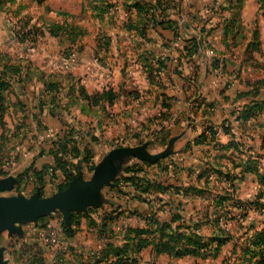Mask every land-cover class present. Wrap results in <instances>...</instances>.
I'll return each mask as SVG.
<instances>
[{
  "label": "crops",
  "instance_id": "1",
  "mask_svg": "<svg viewBox=\"0 0 264 264\" xmlns=\"http://www.w3.org/2000/svg\"><path fill=\"white\" fill-rule=\"evenodd\" d=\"M122 1L125 18L118 28L132 42L124 48L103 32L105 39L96 46L104 49L102 64L89 46L77 44L79 37L67 44L80 45L78 52L71 48L66 57L44 53V63L27 58L26 43L10 44L9 34L0 40V72L6 66L16 69L6 77L2 93L0 178H17L14 190L21 186L26 196L39 189L51 197L67 188L64 173L52 168L46 134L56 138L70 130L88 131V126L96 130L89 129L91 140L82 133L80 147L90 146L93 157L87 162L83 150L78 157L69 156L73 179L89 182L97 164L117 147L137 149L157 161L146 165L129 154L115 156L96 204L74 212V223H66L75 230L72 239L62 222L43 227L26 222L17 224L19 232H2L6 264H52L55 258L60 264H93L108 244L125 242L128 227L206 222L207 212H223L228 203L264 206V0ZM98 17L103 20L105 13ZM41 32L37 44L56 39L50 31ZM210 48L217 52L219 71H213L206 53ZM31 56L37 57L35 52ZM107 92L113 93L112 101L99 98ZM250 106L255 115L244 121L242 111ZM226 121L231 122L229 131L222 126ZM207 127H213V136ZM203 132L206 138L200 141ZM109 138L126 141L109 148ZM29 168L46 171L42 190L33 177L20 183L19 176ZM133 175L168 189L146 191L142 181L138 186L128 179ZM250 179L261 189L254 196L260 200L241 197V186ZM222 196L227 200L217 205ZM174 214L180 217L174 220ZM103 220L111 222L114 235L101 232ZM44 227L55 232L54 244L44 240ZM37 249L42 250L40 262L34 261Z\"/></svg>",
  "mask_w": 264,
  "mask_h": 264
},
{
  "label": "rangeland",
  "instance_id": "2",
  "mask_svg": "<svg viewBox=\"0 0 264 264\" xmlns=\"http://www.w3.org/2000/svg\"><path fill=\"white\" fill-rule=\"evenodd\" d=\"M122 2V0H0V40L3 42L9 34L10 44L15 41L24 46L23 44L26 43L25 51L29 54L27 58L36 61L40 59L41 61L38 62L42 63H44V53L51 54V56H58L62 53V56L66 57L71 48L78 52L80 45L77 47L76 45L83 42L89 46L94 59L102 64L104 49L96 48V46L99 40L104 41L105 38L101 37L103 32L110 34L114 43L122 42L121 46L124 48L132 42L128 36L123 34V30L118 28L119 21L125 18ZM100 11L105 13L103 20L98 17L97 12ZM56 27L60 28L59 32L62 37L43 38L39 44H37L39 37L33 43L29 39L22 41L18 35V33L29 32V30L35 33L37 29L49 32ZM77 28L83 30V33L78 35L80 40L74 47H67L71 37L65 32L76 30L79 33ZM57 38L62 41V44ZM33 52L37 57L31 56ZM215 57H217L216 51ZM88 128L93 131L95 129L93 126H88ZM89 129L81 133L87 134L86 136L91 140L92 134ZM105 135L102 133L101 136L106 139ZM125 141L124 138H109L107 146L110 148L124 145ZM256 190L259 193L261 189H257L255 182L251 179L247 180L241 186V197L248 201L260 200L259 196L254 197L257 196ZM23 192L24 190L18 188L3 192L2 195L18 197L24 195ZM262 207L248 205L244 209L240 207L237 211L234 209L237 206L228 203L224 206L223 212L213 210L211 216L210 211L207 212L206 222H168L172 228L167 229L165 234H160L159 231L157 242L159 240V246L162 242L176 245L177 249L175 248L172 252L161 247L162 250L158 249L156 253L154 246H150L143 250L142 260L138 264H264V211ZM191 208L192 205H190ZM188 212L195 213L194 210ZM62 216L63 213L60 210H55L39 218L38 221L27 222H38L42 227L51 222L55 226H60V222L64 220ZM178 226L180 229L177 228ZM175 228L179 230L176 231ZM176 234L181 235L176 236ZM171 235H175V238H171Z\"/></svg>",
  "mask_w": 264,
  "mask_h": 264
},
{
  "label": "trees",
  "instance_id": "3",
  "mask_svg": "<svg viewBox=\"0 0 264 264\" xmlns=\"http://www.w3.org/2000/svg\"><path fill=\"white\" fill-rule=\"evenodd\" d=\"M103 1V0H102ZM109 2V1H108ZM110 4V3H109ZM158 6L160 5V1L157 2ZM101 12V13H100ZM97 12L99 16H101L104 11ZM60 28H53L50 30V33L53 36H61V32H59ZM77 31H80L79 33L76 32V30H71L69 32H65V34L70 35L71 38L73 37H78L79 34L83 33V30L81 31L80 28H77ZM23 32V31H21ZM42 32L37 29L35 33L31 32H23V33H18L20 35V39L22 41L26 40H31L33 43L36 42L37 38L39 35H41ZM212 67L213 70L218 69L220 67V61L217 57H214L212 59ZM13 71H16L14 67H9L6 66L5 70L0 72V119L3 116V104H2V93L5 89H7L8 86V81L6 77ZM102 97H108L110 101L114 99V95L112 92H107L105 94H102L99 98ZM255 106H250L249 108H246L242 111L241 117L245 120H247L249 117L252 115H255ZM225 122L223 123V128L226 131H229L231 127H226L224 126ZM206 132H209L212 136L215 134V130L213 127H207ZM206 132H203V135L199 138L200 141L204 140L206 138ZM75 134V131L70 130L64 132L62 135H59L53 142H51L52 146L49 149V153L54 157V165L52 166L53 170L59 169L61 170L66 178V182L63 187H66L73 179V177L76 175L74 170H75V165L74 163L69 159V156L72 157H78L81 153L82 150L86 155V161L88 162L92 157H93V151L90 146H85L84 149H81L80 147V139H75L73 135ZM146 165H150L148 162H144ZM141 166L139 168H136L134 170L133 168V173L135 171L140 170ZM131 170V169H130ZM45 174L46 171H37L35 168H29L26 170L24 173H22L19 176L20 183H26L31 177L34 178V181L37 182L38 186L41 188L44 185L45 182ZM131 180L135 185L140 186L143 182V189L144 190H149L152 186L157 188L158 190L165 191L168 189V187H164L161 185H155L152 182L148 180H142L140 177L133 175L132 177L128 178ZM142 181V182H141ZM141 183V184H140ZM142 187V186H141ZM18 188L21 189V186ZM226 196L220 197L219 201L217 202V205L222 201H226ZM252 204V205H250ZM258 206L257 203L255 202H249V203H244L240 204V202H235L233 203V206H237L239 209L240 207L244 209L245 206ZM224 208V207H223ZM262 210L264 211V206L262 207ZM75 214L72 215L71 221L74 223L75 221ZM180 216L178 214H174L173 219H178ZM111 222H105L103 220L102 222V231L105 232V235H114V229L110 226ZM178 226L177 228H179ZM62 228L63 231L68 239H72L75 235V230L72 226H68L64 220H62ZM169 228H172V225L168 222L160 223V222H148L146 228H133V227H128L126 228V233H125V242L122 245H114V244H108L105 248H103L100 252L95 254L94 258V263L93 264H138L140 260H142V252L144 249L154 246V250L157 253L158 249L164 250L169 249L172 252L176 247V245H171L166 242H162L161 246H159V240L157 242V233L160 231V234H165V231ZM180 229V228H179ZM179 229L175 230L178 231ZM181 233V232H180ZM183 234V233H182ZM181 235V234H176ZM171 238H175V235H171ZM162 247V248H161ZM29 250H31V246L27 245L24 247V252L28 253ZM35 258L34 261L40 262L42 259V250L37 249L35 250ZM60 264V260H59Z\"/></svg>",
  "mask_w": 264,
  "mask_h": 264
},
{
  "label": "water",
  "instance_id": "4",
  "mask_svg": "<svg viewBox=\"0 0 264 264\" xmlns=\"http://www.w3.org/2000/svg\"><path fill=\"white\" fill-rule=\"evenodd\" d=\"M198 98L194 99L192 103H195ZM123 153L142 161L152 163L157 161L156 158L140 154L134 148H114L97 164L89 182L82 183L79 178H75L68 184L67 188L60 189L51 197L42 196L39 189L30 197L25 195H19L18 197L3 196V192L15 188L18 179L14 177L0 178V235L6 230L11 233L19 232L20 227L17 224H23L31 220L38 221L39 218L55 210H60L63 213L65 222L70 224L74 212L87 210L88 206L96 204L95 196L100 187L108 181V171L112 159ZM0 264H6L3 260L2 249H0Z\"/></svg>",
  "mask_w": 264,
  "mask_h": 264
},
{
  "label": "built area",
  "instance_id": "5",
  "mask_svg": "<svg viewBox=\"0 0 264 264\" xmlns=\"http://www.w3.org/2000/svg\"><path fill=\"white\" fill-rule=\"evenodd\" d=\"M206 53H207L208 56L212 57V59L215 57V51H214L213 48H210L209 50H207ZM213 71H216V69L213 70ZM224 126L231 127V122L230 121H226L225 124H224ZM50 133H47L46 134V137H48L49 139L51 138L50 141L53 142L57 137L55 138ZM73 137L75 139H81L82 133L81 132H75V134L73 135ZM51 146H52V144H51ZM42 230H43L42 231L43 237H44V240L46 241V243H48V244H54L55 243V240H56V238H55V232L50 227L49 228L48 227H44ZM52 264H59V260L57 258H55L53 260V263Z\"/></svg>",
  "mask_w": 264,
  "mask_h": 264
}]
</instances>
